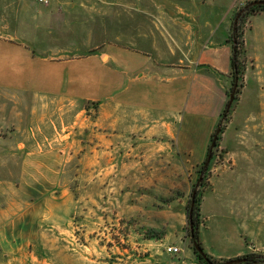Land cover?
<instances>
[{"label": "rangeland", "instance_id": "obj_1", "mask_svg": "<svg viewBox=\"0 0 264 264\" xmlns=\"http://www.w3.org/2000/svg\"><path fill=\"white\" fill-rule=\"evenodd\" d=\"M247 4L234 0L227 39ZM172 13L167 0H50L47 6L0 0V37L54 60L81 58L106 44L166 52L170 39L157 20ZM252 17L239 22L243 72L199 188L200 230L207 212L264 223V84L249 86L257 71L246 39ZM260 57L264 63V51ZM249 90L261 105H246ZM213 101L197 87L190 96L188 109L199 120L194 145ZM99 111L90 103L0 92V264H165L185 256L195 263L186 207L221 115L197 160L165 130L145 136L143 123L134 122L133 131L121 123L126 113L98 118ZM248 241L254 250L260 238Z\"/></svg>", "mask_w": 264, "mask_h": 264}, {"label": "crops", "instance_id": "obj_2", "mask_svg": "<svg viewBox=\"0 0 264 264\" xmlns=\"http://www.w3.org/2000/svg\"><path fill=\"white\" fill-rule=\"evenodd\" d=\"M167 2L173 6L172 16L163 14L157 20L162 25L161 36L170 39L164 40L166 52L164 49L158 52L156 48L149 51L106 44L81 58L54 60L48 55H36L14 38L0 37V92L95 104L100 110L98 118L112 110L110 117L118 111L121 115L126 113L120 117L121 123L128 121L132 131L137 121L143 123L139 129H144L145 136H156L165 130L169 137H174L181 152H191V156L199 160L226 105L231 55L226 40L234 0ZM246 39L249 58L254 60L257 70L249 81L254 89L264 84V63L260 57L264 51L263 13L250 19ZM196 87L201 96L211 94V98L214 97L210 103L214 110L204 116L206 123H203L199 143L194 145L199 120L189 111L188 103ZM248 92L246 105L251 102L261 105L258 97ZM116 119L111 118L113 129L118 123ZM207 213L200 239L210 256L217 260L241 257L253 250L248 240L259 241V238L258 248L253 251L264 252V223L252 220L253 215L242 219ZM222 230H227L226 234L221 233ZM165 264L195 263L185 256L184 260Z\"/></svg>", "mask_w": 264, "mask_h": 264}, {"label": "trees", "instance_id": "obj_3", "mask_svg": "<svg viewBox=\"0 0 264 264\" xmlns=\"http://www.w3.org/2000/svg\"><path fill=\"white\" fill-rule=\"evenodd\" d=\"M250 3L251 2H248V4L246 6H248ZM240 11L241 10H239V12ZM239 12L235 15V18L237 17ZM259 13H264V5H254V6L249 7L244 13H242L239 16L235 30H233V24H232L231 34L229 35V38L227 39V42H229L232 46L231 55H230V71H229L230 72L229 74L231 77V88H230L231 91H232L233 87L236 86L234 98H233L230 109L232 108L233 103L237 99L236 97H237L238 89H239L238 80H239V78L243 72V66H242V63L240 60L241 44L238 40L239 39L238 36H239V32H240V23L239 22H241L243 19H245L248 16H254V15H257ZM230 109H229V111H230ZM229 111L226 112L224 110L220 116V119L223 118V115H226L225 117H227V114L229 113ZM215 132H216V130L213 132V134L211 136V141H212V138H213ZM221 132H222V128L220 127V132L218 134L214 148L217 146V142L220 139ZM209 151H210V145L208 147L206 159L203 161V163L199 167V170L197 171L198 172L197 180H198L200 174L203 172L204 164L207 160ZM211 159H212V151H211ZM211 159H210V161H211ZM208 166H207V168H208ZM207 168H206V170H207ZM204 181H205V176L203 175L202 180L200 181L199 186L196 189V195H195L193 206L191 207V196H190V199L188 200V203H187V207H186V218H187V223H188L187 236H188L189 241L192 245L191 250H192L196 264H223L227 260H217V259L213 258L212 256H210L208 253H206V251L204 250V248L202 246L201 239H200V224H201V222H200L199 188H201L203 186ZM194 190H195V186H193V188L191 190V195H192V192ZM194 244H197L199 246L200 250L202 251L201 254L196 251V249L194 248ZM235 259L240 260V262L234 263V264H264V253H262V252L248 253L246 255H243V256L235 258Z\"/></svg>", "mask_w": 264, "mask_h": 264}, {"label": "water", "instance_id": "obj_4", "mask_svg": "<svg viewBox=\"0 0 264 264\" xmlns=\"http://www.w3.org/2000/svg\"><path fill=\"white\" fill-rule=\"evenodd\" d=\"M254 5H264V0H257V1H252L248 6L244 7L240 12L239 14L237 15V17L235 18L234 20V23H233V30H235L236 28V25H237V21H238V18L239 16L244 13L249 7L251 6H254ZM235 90H236V86L233 87L230 95H229V101L227 102L226 104V108H225V111L228 112L230 107H231V104H232V101H233V98H234V94H235ZM226 115H223V118L221 120V123L219 124V126L217 127L216 129V132L212 138V141H211V144H210V151L208 153V157H207V160L204 164V168H203V172L200 174L196 184H195V190L192 192V195H191V207L193 206L194 204V199H195V195H196V189L198 188L199 186V183L200 181L202 180V177L204 175V172L207 168V166L209 165V162H210V159H211V151L212 149L214 148L215 144H216V140H217V137H218V134L220 132V127H221V124L224 120ZM191 211V210H190ZM194 248L196 249L197 252H199L200 254L202 253V251L200 250L199 246L197 244H194ZM240 260H236V259H232V260H227L226 262H224L223 264H234V263H239Z\"/></svg>", "mask_w": 264, "mask_h": 264}, {"label": "built area", "instance_id": "obj_5", "mask_svg": "<svg viewBox=\"0 0 264 264\" xmlns=\"http://www.w3.org/2000/svg\"><path fill=\"white\" fill-rule=\"evenodd\" d=\"M34 1L36 2V4H38L40 6H47L50 3V0H34ZM252 1H257V0H252ZM167 252L171 253V254H178L179 249L176 247H168Z\"/></svg>", "mask_w": 264, "mask_h": 264}]
</instances>
